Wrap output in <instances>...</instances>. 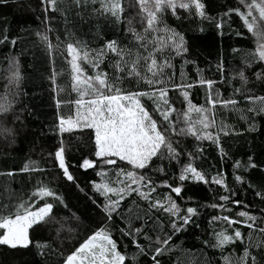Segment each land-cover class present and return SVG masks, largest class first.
Wrapping results in <instances>:
<instances>
[{
  "label": "trees",
  "instance_id": "trees-1",
  "mask_svg": "<svg viewBox=\"0 0 264 264\" xmlns=\"http://www.w3.org/2000/svg\"><path fill=\"white\" fill-rule=\"evenodd\" d=\"M121 2L125 10L117 21L110 13L101 14L98 0L95 4L89 0L86 5L84 0H58V10L55 12L50 7L45 12V0H0V104L12 105L5 121V126L11 129V133L0 134V211H3L4 205H8L10 209L12 205L19 203L20 197L27 199L39 186L38 181L41 185L56 190L66 204V207L54 206L44 221L29 230L32 243L28 247L11 248L0 245V264H62L66 255L87 239L102 219L100 211L92 202L98 198V194L89 183L100 182L95 171L70 167L76 183L68 182L63 177L62 170L53 162L51 154L63 140L66 158L71 165H77L83 158H93L94 139H90V129L74 130L61 135L57 127L59 115L70 114V109L74 112V104L66 106L63 102L78 98V94L71 89L67 43H73L82 53L87 51L89 59H93L98 51L104 49L105 55L99 71L106 72L110 80L120 75L122 90H147L142 80L137 85L135 77L126 76L127 67L124 72L118 73L114 67L118 57L104 48L109 41H116L119 46L130 48L131 56L125 57L129 65L139 55L137 70L142 77L151 76L147 70L150 61L144 60L148 53L139 47L128 30L131 26L136 32H142L140 19L143 13L140 12L137 0ZM201 2L204 4L203 17L196 15L194 8L190 12L178 9L176 16L169 10L164 17L170 28L184 35L187 47V52L171 60L175 70L174 82L194 83L200 78L213 79L217 81L214 88H218L222 97L235 98L238 104L235 108H221L217 105L215 109L217 127L212 130L216 131L222 122L224 130L228 132L227 135L223 131L219 133V145L209 140L198 142L193 137L180 139L187 151L193 152V165L198 170L205 171L209 179L217 171L225 173L228 187L236 192L232 199L240 200L242 204L230 203V213L211 208L212 203L218 202V195L226 194L217 185L187 182V188L181 193L184 199L176 197L168 188L158 187L157 192L152 194L153 200H163L165 194H170L181 206V214L188 206L196 207L198 211L191 222L165 246L164 254L157 257L160 264H231L235 256H230V253L234 249L235 255H240L244 246L237 241L235 245H227L223 250L215 248V233L221 230L231 233L233 228L239 227L247 237L250 230L244 225L229 227L226 221L213 222L212 216L229 215L232 219H243L236 215L242 210L249 211L258 218L264 215L261 211L264 209V200L256 196L257 191H264V114L249 112L248 109L255 105L244 99L245 96H264V62H254L251 59L249 53L255 50L256 38L247 32L235 12H229V9L239 6V0ZM46 17L49 19L46 20ZM217 24L222 26L218 28ZM45 25L54 29L49 33L54 46L57 44L55 37H60L59 50L55 47L46 50L45 44L36 35ZM172 55L174 54L166 51L163 55L158 53L155 58L159 63ZM14 62H18L22 76L18 85L12 75ZM221 64L223 81L218 71ZM181 69L184 73L183 81L180 77ZM241 70L245 73L246 82L241 81L238 75ZM172 71L173 69H164L166 75H171ZM258 72L262 73L260 78H257ZM169 87L171 89V84ZM234 89H240V92L234 94ZM13 92L17 94L14 96ZM190 93L194 105L210 107L206 104V87L197 84ZM178 94L179 90L169 91L172 100H177ZM58 99L62 101L59 108L56 103ZM176 106L186 107L180 105L179 100ZM192 118L196 119L197 114L192 113ZM197 147L201 151L197 152ZM220 148L227 154L225 158L221 157ZM249 157L256 167H247L245 170ZM182 159L187 162L186 155ZM236 160L241 162L240 169L233 167ZM29 161L43 171H21ZM155 164L164 167L168 175L172 172L178 175L179 169L174 161L171 162V167L168 160H156ZM105 171L108 182L114 185L118 179L117 169L115 166H105ZM9 172L12 174L8 175ZM234 173L242 175L244 183L237 184ZM47 199L51 202V198ZM146 208V203L141 202L134 214L142 215ZM152 215L165 225V231H169L168 225L175 217L163 209L158 212L153 209ZM116 223L118 227L125 226L119 220ZM259 223L258 219V226ZM148 235L153 241L152 250L144 255L130 243V238H124L121 243L120 237L114 233V238L118 240V250L123 253L125 247L127 249L126 264H153L151 256L158 246L155 241L157 236L163 237V233L152 231ZM253 239L264 240V236L254 232ZM137 241L147 244L143 241V236L138 237ZM37 244L41 247L38 248ZM133 254L136 256L134 261ZM225 257H229V260L226 261ZM257 259L260 260L261 257L258 255Z\"/></svg>",
  "mask_w": 264,
  "mask_h": 264
},
{
  "label": "snow or ice",
  "instance_id": "snow-or-ice-1",
  "mask_svg": "<svg viewBox=\"0 0 264 264\" xmlns=\"http://www.w3.org/2000/svg\"><path fill=\"white\" fill-rule=\"evenodd\" d=\"M45 12L49 10L55 12L58 10V0H45ZM89 0H84L85 5ZM101 14L110 13L112 17L120 20L124 7L121 0H98ZM91 3H97V0H91ZM140 12L143 16L140 19L142 32L138 33L131 26L129 31L134 40L147 52L145 61H150L147 70L151 76H141L137 70L140 57L132 60L130 65L125 59L131 56L130 48L119 46L116 41H109L104 48L113 53L118 59L114 67L117 72H124L127 67L126 76L135 77L137 85L141 80L147 86V90H122L120 82L122 77L115 76L110 80L108 74L104 71H98L100 63L105 55L104 49L98 51L94 58L89 61V53L81 52V49L74 46L73 43H67V56L70 57L68 63L71 67V89L78 94L74 101L63 102L66 106L74 104V112L70 109V114L58 116V131L61 135L71 133L74 130L90 129V139H94L93 158H83L77 165H71L66 158V150L61 141L60 145L54 151L53 162L58 169L62 170L63 177L68 182L76 183V177L70 171V167L80 169H93L100 182L89 181L98 198L92 202L101 213L102 219L98 226L92 231L78 247L67 254L62 264H126L127 249L123 253L118 250V240L114 238V233L120 237V242L124 238H130V243L135 246L140 254L147 255L152 250V238L149 232L158 231L163 233V237L157 236L154 248V254L151 256L153 264H160L158 256L165 252V246L173 240V236L180 233L192 220L193 216L198 214L197 208L188 206L181 214V206L170 194H165L163 200L155 198L152 194L157 192L158 187L170 189L176 197L184 199L181 196L188 184L187 182H202L204 184L217 185L224 190L226 194L218 195V202L212 203L211 208H219L221 211L231 212L228 205H240L242 201L234 200L235 190L230 189L226 183L225 173L217 171L209 179L208 174L203 170H198L193 165V152L187 151L181 137H193L196 141H213L219 145L221 131L225 135V126L221 122L216 131L212 129L217 127L215 119V109L217 105L221 108L232 106L235 108L238 100L232 97L224 98L218 88H214L217 81L213 79L200 78L194 83H175V70L171 60L176 56H181L187 52L185 37L182 33L170 28L164 20L168 11L173 16L177 15V10L191 11L193 8L195 14L203 17L204 4L201 0H137ZM243 8V10H241ZM229 12H235L243 22L247 32L256 38L255 50L249 55L254 62H264V0H239V6L229 9ZM228 15V13H225ZM179 18V17H177ZM48 20L49 18H45ZM43 23V22H42ZM131 25V21H129ZM217 24V27H221ZM50 26L45 25L42 31H37L36 35L45 44L46 50L55 47L60 48V37L56 36L57 44L54 46L49 33L53 32ZM241 33H237L240 35ZM149 45L151 50L149 51ZM174 54L164 58L158 63L155 58L159 53L165 52ZM233 51H236L235 49ZM88 61L94 71V75H85L80 61ZM173 69L171 75H166L164 69ZM14 70L12 75L14 82L18 85L22 80L18 62L12 64ZM223 81L222 64L218 66ZM264 72V68H262ZM55 76V73L53 74ZM241 81L246 82L243 70L238 73ZM260 78L262 73H256ZM181 81H183V69L180 72ZM171 84V89L169 85ZM206 87V104L196 106L190 98V90L196 85ZM62 90V89H61ZM170 90H179L177 100L180 105H186L181 108L176 106L177 100L169 97ZM240 89H234V94L239 93ZM17 93L13 92L15 96ZM182 97V99H180ZM245 100L255 105L250 107L249 112L256 115L264 114V96H245ZM59 108L62 101L57 100ZM11 104H0V134H10L11 129L5 126L8 118ZM192 113L197 114V118H192ZM175 114V118H173ZM19 119V117H17ZM197 152L201 151L199 147ZM187 157L185 162L182 157ZM220 155L225 158L227 154L223 148H220ZM155 158V160H154ZM156 160H168L175 162L178 167V175L172 172L171 175L165 173V168L155 164ZM119 162V163H118ZM105 166H115L117 169L116 184L111 186L107 180ZM234 168L240 169L241 162L236 160ZM245 167H256L251 163V157ZM99 168V171L96 169ZM128 169V170H126ZM23 172L43 171L34 166V162L29 161L21 169ZM12 173L9 172L8 175ZM161 174V175H156ZM234 175V181L237 184L244 183L242 175ZM171 181V183H170ZM39 185L31 195L24 199L19 198V203L14 204L9 209L8 205L3 206L0 211V245H6L11 248L28 247L30 240L29 230L39 222L45 220L52 212L54 206L66 204L57 191L45 185ZM251 187V185H249ZM79 187V185H77ZM256 196L264 200V191H257ZM102 197V200L99 198ZM47 198H51V202ZM43 200L41 204L40 201ZM99 200V202H98ZM141 202L146 203V210L143 214H134L135 209H139ZM166 202V206H165ZM247 207V206H245ZM157 212L163 209L170 213L172 219L168 225L169 231H165V225L154 219L152 210ZM264 212V209H261ZM237 217L243 219H232L229 215H213L211 221H226L229 227L232 225H244L250 231L247 237L242 233L241 228H233L231 233L227 230H221L215 233V243L213 247L224 249L227 245H235L237 241L243 245V251L240 255H235V250L230 256H235L231 264H264V240L254 241L253 233L258 232L264 236V215L259 218L252 215L249 211H239ZM147 217V219H145ZM259 219V226L257 220ZM121 221L125 226L118 227L116 221ZM149 221H152L149 224ZM111 225V227H109ZM143 236V242H138L137 238ZM37 247H41L37 244ZM253 249L256 251L253 252ZM261 259L258 260L257 256ZM135 254L132 256L134 261ZM228 261L229 257H225Z\"/></svg>",
  "mask_w": 264,
  "mask_h": 264
},
{
  "label": "rangeland",
  "instance_id": "rangeland-1",
  "mask_svg": "<svg viewBox=\"0 0 264 264\" xmlns=\"http://www.w3.org/2000/svg\"><path fill=\"white\" fill-rule=\"evenodd\" d=\"M90 60L91 59H89V61ZM80 63H81L82 68L84 69L85 75L91 76V75H94L95 74L94 71H93V69H92V67H91V63L90 62L81 60ZM98 71H99V69H98ZM111 186H118V185L115 183L114 185L111 184Z\"/></svg>",
  "mask_w": 264,
  "mask_h": 264
}]
</instances>
